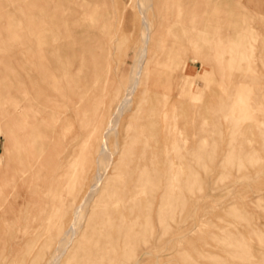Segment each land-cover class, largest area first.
<instances>
[{"label":"rangeland","instance_id":"1","mask_svg":"<svg viewBox=\"0 0 264 264\" xmlns=\"http://www.w3.org/2000/svg\"><path fill=\"white\" fill-rule=\"evenodd\" d=\"M20 2L7 0L22 10ZM37 4L34 28L47 32L52 50L62 45L55 60L68 63L59 73V92L50 95L77 108L52 153L53 164L35 163L30 170H38L37 180L18 191L10 185L18 136L0 121V264H47L98 168V189L86 200L78 231L58 264H264V96L248 114L226 106L229 93L253 87L241 75L248 68L264 94V0ZM209 5L216 11L210 13ZM25 9L30 14L31 7ZM32 18L19 16L20 28L27 31ZM229 32H253L255 42L241 45L245 57L233 63L231 80L223 77L221 83L219 68L227 73L229 64L205 40ZM145 34L139 83L114 131L104 137L128 92ZM27 38L14 39L12 51L38 80V43ZM175 52L172 69L167 58ZM7 62L0 53V77L25 88L24 77ZM66 148L76 152L80 165L71 190L62 178ZM53 182L56 202L43 205L38 198L46 197Z\"/></svg>","mask_w":264,"mask_h":264},{"label":"bare ground","instance_id":"2","mask_svg":"<svg viewBox=\"0 0 264 264\" xmlns=\"http://www.w3.org/2000/svg\"><path fill=\"white\" fill-rule=\"evenodd\" d=\"M20 1L21 5L24 7L22 10H19L18 8H10L7 0H0V20L5 21V26L3 28L0 27V53L8 60L7 64L24 77V83L26 85L25 88L24 86L21 87L19 85H14V83L8 80L6 75L1 74L0 121L3 124L9 125L18 136L16 143L18 150L13 160V174L10 181L11 187L17 189V191L21 185H28V183L37 180L38 170H33L32 172L30 170L35 163L41 164L43 161V163H46L47 166H50V163L53 164L54 159L52 153L57 148L56 146L60 137L69 132L71 127L70 114H73L72 112H74L77 108L76 103H71L67 99H63L62 96L60 97L61 99L51 97V92H59L62 83L59 78V73L65 69L64 66L68 63L66 64L61 60H55L56 53H58L59 57H61L63 50L62 45L59 46L58 51L52 50V47H48L46 37L47 32L45 30L39 31L34 28L37 25L35 19L38 18H35L36 16H32V12L34 8L38 7L37 3L39 0ZM25 6H27V8L31 7L30 14L26 13ZM208 10L210 13L215 12L216 6L209 5ZM25 15H28V18L33 17L26 23V25H28L27 31L20 28V20L18 19L19 16ZM229 23L230 22L228 21V25ZM234 24L237 23L234 22ZM143 25L146 28L147 25L145 19H143ZM22 31L26 35L25 37H23V34L22 36L20 35ZM203 32L205 34L208 33L207 31ZM4 36L7 40L3 39ZM27 36H32L38 43L37 51L39 57H41L39 62L41 70V75L38 79L39 81L36 80L34 75L24 67L22 59L17 57V55L12 51V41L16 39L17 41L25 42L28 40ZM147 42L148 34H145L143 44L139 47L135 61L132 63L133 76L131 77L128 85V92L124 94L117 104L115 113L107 125L104 137H107L111 131H114L120 114L130 105L132 91L139 83L140 69L145 60L144 57L147 51ZM253 42H255L253 32L248 34L246 32H229L227 34L215 35L206 38L205 47L210 43H213V45L215 44V47L218 48L219 61L221 62L226 60L229 64V71L227 73L225 68H219L220 82L223 77H225L227 81H230V69L232 68L233 63L245 57L242 53L241 45L243 46L245 44V46H249ZM178 56L179 55L178 53L176 54V52L171 54V56L169 55V58H167L169 63L166 66L171 67L172 69L176 68L178 64ZM249 65L250 63L247 64V66ZM253 73L254 71L250 70V68L241 71V75L250 80L253 87L249 85H241L232 93H229V95H232L226 106L234 107L235 110L239 109L248 114L252 104L257 102L256 99L263 98V87L262 85L259 86L258 82H255L256 76L252 75ZM47 81H51V84H47ZM106 151L107 148L105 146V142L102 141L100 155H104L103 161L105 164V161L109 156ZM65 152L63 161L64 165H67L68 167L63 173L62 178L65 180L67 179V185L71 190V186L74 182L72 173L76 172V170L80 167L78 161L79 157L76 152L73 153L70 149L66 148ZM92 179L94 182L89 186L88 192L86 193L82 203L75 207L71 224L68 229L65 230L62 238L60 239L59 246L55 250V254H53L47 264H58L62 253L66 251L69 241H71L72 237L76 235L80 225V219L82 217L81 210L86 203V200L92 197L97 191L100 180L102 179L100 168L96 170ZM55 189L56 186L53 182L48 186L46 197H42L40 199L38 198L39 202L43 205H54L57 195ZM28 199L32 200V197L29 196ZM164 205L170 204L166 202ZM148 253L149 252L146 254Z\"/></svg>","mask_w":264,"mask_h":264}]
</instances>
